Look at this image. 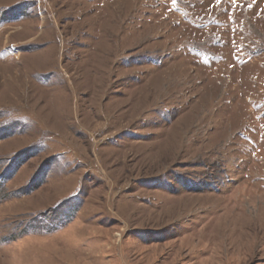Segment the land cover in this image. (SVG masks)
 I'll list each match as a JSON object with an SVG mask.
<instances>
[{
  "label": "rangeland",
  "instance_id": "obj_1",
  "mask_svg": "<svg viewBox=\"0 0 264 264\" xmlns=\"http://www.w3.org/2000/svg\"><path fill=\"white\" fill-rule=\"evenodd\" d=\"M0 264H264V0H0Z\"/></svg>",
  "mask_w": 264,
  "mask_h": 264
},
{
  "label": "trees",
  "instance_id": "obj_2",
  "mask_svg": "<svg viewBox=\"0 0 264 264\" xmlns=\"http://www.w3.org/2000/svg\"><path fill=\"white\" fill-rule=\"evenodd\" d=\"M29 192H31V190L26 189L25 194L27 195V194H29Z\"/></svg>",
  "mask_w": 264,
  "mask_h": 264
}]
</instances>
